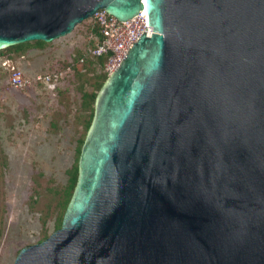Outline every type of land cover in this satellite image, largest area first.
Segmentation results:
<instances>
[{"label":"water","instance_id":"obj_1","mask_svg":"<svg viewBox=\"0 0 264 264\" xmlns=\"http://www.w3.org/2000/svg\"><path fill=\"white\" fill-rule=\"evenodd\" d=\"M99 9L146 28L95 97L59 228L10 264H264V0H0V49Z\"/></svg>","mask_w":264,"mask_h":264},{"label":"rangeland","instance_id":"obj_2","mask_svg":"<svg viewBox=\"0 0 264 264\" xmlns=\"http://www.w3.org/2000/svg\"><path fill=\"white\" fill-rule=\"evenodd\" d=\"M93 22L84 19L48 42L30 41L21 53L0 49V264L59 228L68 178L94 113L84 93L109 76L88 55L96 41ZM15 71L29 82L10 84ZM46 73L54 87L35 82Z\"/></svg>","mask_w":264,"mask_h":264},{"label":"built area","instance_id":"obj_3","mask_svg":"<svg viewBox=\"0 0 264 264\" xmlns=\"http://www.w3.org/2000/svg\"><path fill=\"white\" fill-rule=\"evenodd\" d=\"M92 17L100 27L101 38L94 47H89L88 55L94 58L107 55L108 58L104 63L103 70L110 74L114 68L119 66V62L125 52L132 43L137 41V38L146 28L145 17L143 14L138 13L128 20L120 21L104 9L97 10ZM81 61H83L82 58ZM34 80L35 82H43L49 87L52 85L54 87V83L50 82L51 75L48 73L38 74L34 76ZM56 80L57 77L55 75V87ZM8 81L15 87L24 86L29 82L19 71L10 73Z\"/></svg>","mask_w":264,"mask_h":264},{"label":"trees","instance_id":"obj_4","mask_svg":"<svg viewBox=\"0 0 264 264\" xmlns=\"http://www.w3.org/2000/svg\"><path fill=\"white\" fill-rule=\"evenodd\" d=\"M93 30H94V33L96 35V41L94 42V44L91 47H94L96 42H98L100 40V38H101L100 27L95 21L93 22ZM32 41L44 42L43 40H32ZM29 42L30 41H26V42H22V43L9 45V46L5 47L4 49L13 50L16 53H21L24 50L25 45H27ZM107 58H108L107 55L98 56V57L95 58L97 60V62L100 64V67L102 68V71L100 72V74L103 75V77H107V73L103 70V66H104V63L106 62ZM101 85H102V82H99L98 83V86H99L98 90L101 88ZM97 91L84 93V97H89L94 102L95 97L97 95ZM92 117H93V112H92V114H90V116L88 118V121L86 123L87 130H88L90 124H91ZM83 141L84 140H82V143H83ZM77 175H78V166L76 164L74 166V169L71 171V175L68 178L69 181H68V185H67V188H66V191H65L66 197L64 199V202H65L66 205H67V203H68V201H69V199H70V197L72 195V192L74 190V187H75V184H76V181H77ZM60 224H61V222H60ZM60 224H59V226H60Z\"/></svg>","mask_w":264,"mask_h":264}]
</instances>
